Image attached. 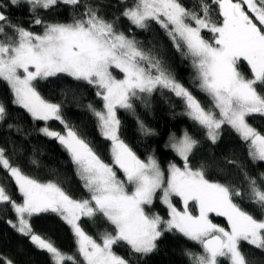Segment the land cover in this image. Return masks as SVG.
I'll return each mask as SVG.
<instances>
[{
    "label": "snow or ice",
    "instance_id": "6c2138e0",
    "mask_svg": "<svg viewBox=\"0 0 264 264\" xmlns=\"http://www.w3.org/2000/svg\"><path fill=\"white\" fill-rule=\"evenodd\" d=\"M121 3L126 5L123 11L111 19L100 7L84 0L0 3V82L9 87L12 103L34 120L64 125L63 134L47 126L40 131L68 152L88 193L86 198L75 199L56 182L26 175L0 147V168L22 195V202H17L0 184V204L10 206L17 215L15 223L7 222L45 250L51 264H131L114 246L124 243L131 254L143 258L159 250L166 232L179 233L201 249L184 250L189 264H249L242 242L264 251V172L252 176L243 164L225 158L224 163L239 170L246 186L242 189L210 180L207 164L193 167L190 162L201 141L185 129L179 137L173 134L168 145L182 166L170 163L166 175L154 155L141 159L121 139L118 110L135 112L134 100L144 101L158 90H167L182 100L183 115L205 130L206 140L216 144L223 127L228 126L244 143L251 163H264V133L249 123L250 117L264 118V0H199L198 10L186 7L181 0ZM59 4L83 11L75 13L70 23H45L39 17L40 11ZM8 5L27 6L32 23L44 26L43 33L13 23L4 11ZM121 16L141 30L153 22L164 30L173 47L190 60L192 84L207 97V105L177 80L158 55L118 27ZM242 62L250 76L241 71ZM60 74L93 86L103 101L100 108L91 103L86 107L101 136L110 141L111 163L68 125L60 104L49 102L38 91L40 81ZM8 115L0 100V122ZM138 123L143 135H155L142 121ZM173 197L180 198L182 210ZM157 198L167 207L168 219L151 211ZM237 199L256 208L259 218ZM190 202L197 214L190 210ZM48 212L71 227L77 243L75 254L63 252L33 231L31 218ZM210 214L226 218L228 228L214 223ZM97 216L113 226L112 232H103L99 239L87 234L79 223L82 217ZM0 261L14 264L3 256Z\"/></svg>",
    "mask_w": 264,
    "mask_h": 264
},
{
    "label": "trees",
    "instance_id": "16d2710c",
    "mask_svg": "<svg viewBox=\"0 0 264 264\" xmlns=\"http://www.w3.org/2000/svg\"><path fill=\"white\" fill-rule=\"evenodd\" d=\"M7 2L8 0H0V3L7 4ZM84 2L100 7L108 19L119 16L126 6L121 3V0H84ZM181 2L186 7L198 10L199 0H181ZM131 3L132 0H128L127 6H130ZM4 11L13 23L22 25L33 32L43 33L44 26L32 23L33 16L28 12L27 6L8 5ZM82 11L83 8L74 10L71 6L59 4L53 9L40 11L38 15L45 23H70L73 15ZM118 27L129 36H135L146 50L150 49L155 55H158L180 83L192 91L205 105L208 104L207 97L192 84L194 70L190 60L184 59L173 47L172 42L159 25L153 22L147 30H141L121 16ZM202 35L208 38L207 32ZM240 67L246 76L251 75L245 63L242 62ZM37 87L45 99L61 105L63 118L68 125L89 142L105 162L111 163L110 141L101 136L95 117L86 107L89 103L97 108L102 107L103 101L96 96V89L86 82L76 81L65 74L40 81ZM12 99L13 96L7 84L0 82V100L5 103L9 113L8 118L0 122V147L5 149L6 156L11 163L18 166L26 175L42 182L51 180L60 184L75 199L86 198L88 193L77 178L68 152L56 139L48 137L40 131L41 128L47 126L51 130L63 134L65 133L64 125L55 120L47 123L34 120L25 109L13 104ZM133 103L135 112L118 110L121 120V139L141 159L146 160L148 156L154 155L165 173L170 163L182 166L181 159L168 145L173 134L179 137L185 129L201 141V147L190 157V162L193 167H197L201 163L207 164L209 166L207 176L210 180L242 189L246 186L239 170L233 165L224 163L225 158L243 164L252 176H258L259 173L264 172V163L256 165L251 163L244 143L228 126L223 127L222 135L216 144L206 140L205 130L183 115L182 100L171 92L164 90L161 93L158 90L146 100H134ZM138 121H142L148 128L153 129L155 135H143ZM249 123L264 133V118L253 116L249 118ZM9 125L13 127L9 128ZM0 184L4 185L12 199L22 202L18 186L2 168H0ZM236 202L259 218L260 213L251 204L240 199H237ZM173 203L182 210L183 206L179 197H173ZM192 210L196 211L194 208ZM151 211L168 219V209L160 202L159 198L151 206ZM211 219L228 228L227 220L224 217L212 214ZM7 221L15 223L17 215L10 206L0 204V256L11 259L14 264H51L50 256L46 251L38 249L29 237L17 232ZM30 223L36 234L50 239L63 252L76 253V237L70 226L57 214L40 213L34 215ZM80 224L87 234L97 239L103 232L113 231V226L100 216L95 219L82 217ZM185 249L201 251L196 244L183 235L167 232L159 241V250L143 258L131 254L128 246L124 243L114 246V251L129 259L131 264H189L188 258L184 255ZM241 250L249 264H264V251L243 242ZM77 259L80 257L77 256ZM0 264L3 262L0 261Z\"/></svg>",
    "mask_w": 264,
    "mask_h": 264
},
{
    "label": "rangeland",
    "instance_id": "374dc122",
    "mask_svg": "<svg viewBox=\"0 0 264 264\" xmlns=\"http://www.w3.org/2000/svg\"><path fill=\"white\" fill-rule=\"evenodd\" d=\"M116 75L118 76V78L120 77V74H119V72H118V70H117V72H116ZM50 121H52V120H50ZM50 121H44V122H50ZM52 138V137H51ZM55 139V138H54ZM119 176H121V178H123L122 177V174L120 173V172H118L117 173ZM166 175H167V172L165 173ZM181 201V200H180ZM181 203H182V201H181ZM182 206H183V204H182ZM189 208H190V210L193 212V214H197V212L195 211H193L192 210V208H194V207H192V203L190 202L189 203ZM182 209H183V207H182ZM195 209V208H194ZM211 216H212V214H210V218H211ZM226 219V218H225ZM214 222V221H213ZM79 223H80V221H79ZM214 223H216V222H214ZM216 224H219V223H216ZM220 225V224H219ZM222 226V225H221ZM71 228V227H70ZM36 246V245H35ZM37 247V246H36ZM38 248V247H37ZM39 249V248H38ZM41 250V249H40ZM43 251H45V250H43Z\"/></svg>",
    "mask_w": 264,
    "mask_h": 264
}]
</instances>
